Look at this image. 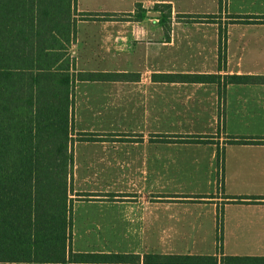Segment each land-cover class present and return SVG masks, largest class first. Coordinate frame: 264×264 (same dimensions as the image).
I'll use <instances>...</instances> for the list:
<instances>
[{
    "label": "crops",
    "instance_id": "crops-1",
    "mask_svg": "<svg viewBox=\"0 0 264 264\" xmlns=\"http://www.w3.org/2000/svg\"><path fill=\"white\" fill-rule=\"evenodd\" d=\"M233 3L255 9L242 13L230 8ZM162 6L172 12L167 26L162 14L151 13ZM140 9L147 14L140 16ZM77 11L97 15L77 16L72 71L139 78L75 82L73 192L87 194L71 195L73 214L84 200L111 202L127 215L129 230L158 223L194 245L211 242L201 219L221 210L219 257L239 255L227 247L264 245V142H229L264 141V81L224 80L235 73L264 76V0H77ZM197 74L222 80L173 78ZM198 136L201 141H164ZM76 147L83 151L75 153ZM82 164L83 183L113 182L111 198L104 187H76ZM117 222L112 230H120ZM130 244L141 254L154 246ZM161 246L170 248L166 253L217 255L171 249L182 243Z\"/></svg>",
    "mask_w": 264,
    "mask_h": 264
},
{
    "label": "trees",
    "instance_id": "trees-1",
    "mask_svg": "<svg viewBox=\"0 0 264 264\" xmlns=\"http://www.w3.org/2000/svg\"><path fill=\"white\" fill-rule=\"evenodd\" d=\"M157 9L167 26L170 7ZM146 14L140 9V16ZM78 15L97 13H79L77 0H0V264H264V255L73 251L75 82L139 78L72 71ZM173 78L222 80L220 74ZM224 80L247 83L264 76L235 73ZM229 142L264 141L232 137ZM218 157L224 160L223 153Z\"/></svg>",
    "mask_w": 264,
    "mask_h": 264
},
{
    "label": "rangeland",
    "instance_id": "rangeland-1",
    "mask_svg": "<svg viewBox=\"0 0 264 264\" xmlns=\"http://www.w3.org/2000/svg\"><path fill=\"white\" fill-rule=\"evenodd\" d=\"M235 11H241L242 13H249L248 11L254 10L252 7H236L234 3L230 6ZM241 9V10H239ZM229 10V9H228ZM228 17V15H226ZM227 20V19H226ZM73 149H74V140L78 139V136L74 134L73 128ZM83 151L78 147L75 148V153ZM82 157V155H81ZM219 161V160H218ZM82 163L81 161H76V163ZM75 163V164H76ZM83 164L79 169L80 180L76 179V187L81 191H90L91 189H103L110 198L113 196V191H115L114 184L111 180L109 181H100L96 182L97 184L92 183H83ZM221 178H219V184ZM220 188V185H219ZM87 194V193H86ZM75 198L78 197L77 193L74 195ZM73 197V198H74ZM74 226H73V248L77 251L82 252H132L134 248L131 246L132 240H138L139 242L146 243L148 245H154L153 247H145L148 252H163L166 253V248L161 246L162 243H182V246H177L171 248L179 252H187V250L192 251H215L217 256L221 255L223 250V215L220 210L219 213H206L201 220L204 222L205 231L204 235H209L211 242L207 243L202 242L200 239L197 244H191L192 241L182 239L181 236L176 235L175 231H162V225L157 223L155 225L150 222L142 224L143 229L132 231L129 230L130 223L128 222L127 215L123 211V214H120V210H116V207H113L111 202L104 204H94L84 200L78 202L74 207ZM120 230H112L114 223H118ZM139 226V225H138ZM166 239V241L164 240ZM190 243L191 246H187ZM204 243V244H202ZM140 249V248H139ZM142 249V248H141ZM227 251H235L239 255H264V245H253V246H239V247H227Z\"/></svg>",
    "mask_w": 264,
    "mask_h": 264
},
{
    "label": "water",
    "instance_id": "water-1",
    "mask_svg": "<svg viewBox=\"0 0 264 264\" xmlns=\"http://www.w3.org/2000/svg\"><path fill=\"white\" fill-rule=\"evenodd\" d=\"M151 13H154V14H156V15H161L160 12H151Z\"/></svg>",
    "mask_w": 264,
    "mask_h": 264
}]
</instances>
